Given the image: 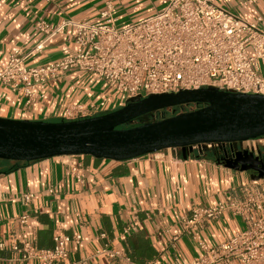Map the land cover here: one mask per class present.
<instances>
[{"label": "crops", "instance_id": "obj_1", "mask_svg": "<svg viewBox=\"0 0 264 264\" xmlns=\"http://www.w3.org/2000/svg\"><path fill=\"white\" fill-rule=\"evenodd\" d=\"M107 1L113 2L118 21L131 18L128 24L165 5L163 0H0V69L13 49L18 47L27 54L43 42L45 35L37 22L59 25L69 18L97 21ZM217 1L249 21L264 16V0L253 5H245L244 0ZM73 31L68 27L46 41L26 63L44 65L73 54L76 45L69 39ZM92 83L87 73L70 71L62 80L40 85L38 91H44L46 97L29 106L20 93L0 84V116L61 121L67 103L87 104L103 97L104 92L95 97ZM244 146L254 154L261 150L252 142ZM221 153L222 148L200 146L168 148L124 161L92 155H62L30 162L0 159V242L7 244L0 250V264H39L36 260L12 261L11 242L27 238L50 248L58 234L82 236L80 241L68 243L66 264H127L120 257L103 253V249L123 251L138 264L151 259L172 264L175 257L192 260L200 250L179 222L183 211L228 202L241 196L240 187L255 178L253 171L222 165ZM78 161L83 164L81 181L67 174ZM258 183L264 188V179ZM25 192L35 194L30 203L22 199ZM24 211L30 217L22 228L18 216ZM245 227L242 217L225 212L207 221L200 232L213 246ZM174 235H179L175 249L170 246Z\"/></svg>", "mask_w": 264, "mask_h": 264}, {"label": "built area", "instance_id": "obj_2", "mask_svg": "<svg viewBox=\"0 0 264 264\" xmlns=\"http://www.w3.org/2000/svg\"><path fill=\"white\" fill-rule=\"evenodd\" d=\"M164 7L139 21L117 27L112 1L100 13L97 21L88 18L63 20L59 25L37 22L45 38L31 52L23 54L20 48L11 51L7 63L0 69V84L20 93L27 106L42 101L40 85L62 80L70 71H81L104 81L110 93L104 90L100 100L85 103H67L64 121L95 117L113 111L112 95L116 92L130 98H144L153 94L177 93L181 90L209 86L221 90L264 94V16L246 20L217 0H163ZM258 0H244L245 5ZM74 29L69 39L76 50L73 54L53 62L31 66L27 58L43 44L65 31ZM115 110V109H114ZM247 142L264 147V136ZM221 147V144H197L193 147ZM158 152V151H157ZM154 152V153H157ZM76 156V155H74ZM81 161L67 174L82 180ZM260 178H253L240 187L241 196L213 206H195L190 213L183 211L179 222L184 232L197 244L200 254L190 261L175 257L172 264H264V188ZM54 188L49 192L54 193ZM33 192H25L22 199L30 203ZM225 212L240 216L246 223L244 230L227 237L217 245H209L201 235L205 223L221 217ZM30 214L18 216L22 228ZM104 236V235H103ZM81 235L54 236V245L40 247L30 239H13L10 249L12 261L36 260L39 264H66L70 251L68 243L80 241ZM179 235H174L170 246L175 249ZM7 248L0 242V250ZM110 257H120L127 264H138L123 251L103 249ZM0 258L1 255H0ZM145 264H160L151 259Z\"/></svg>", "mask_w": 264, "mask_h": 264}, {"label": "water", "instance_id": "obj_3", "mask_svg": "<svg viewBox=\"0 0 264 264\" xmlns=\"http://www.w3.org/2000/svg\"><path fill=\"white\" fill-rule=\"evenodd\" d=\"M190 104L197 107L127 126L157 111ZM261 136L264 94L209 86L130 98L120 108L81 120L48 122L0 116V159L30 162L62 155H92L124 161L168 148L230 143L237 151L230 155L221 147L219 162L253 171L255 178L264 179L263 160L254 153H249L251 162L242 163L239 158L247 141Z\"/></svg>", "mask_w": 264, "mask_h": 264}, {"label": "rangeland", "instance_id": "obj_4", "mask_svg": "<svg viewBox=\"0 0 264 264\" xmlns=\"http://www.w3.org/2000/svg\"><path fill=\"white\" fill-rule=\"evenodd\" d=\"M128 18H130V17H128ZM130 21H131V18L130 19H126V18L124 19V18H122L120 21L117 22V27L118 28H122V27L126 26ZM91 78L94 81V83H92L91 85H92V88L95 90V97L100 92H104V90H107L110 93L112 92V90H110L109 88L106 87V85H105V83H104L103 80L98 79L95 76H91ZM111 97H112V101L114 103L113 104L114 107H113L112 110L117 109V108H120V106H122L121 103H125V101L127 99V96L124 93H121V92H116ZM97 100H100V98L97 99ZM48 122H53V121H48ZM140 122H143V121H140ZM260 148H263V147L260 146Z\"/></svg>", "mask_w": 264, "mask_h": 264}, {"label": "flooded vegetation", "instance_id": "obj_5", "mask_svg": "<svg viewBox=\"0 0 264 264\" xmlns=\"http://www.w3.org/2000/svg\"><path fill=\"white\" fill-rule=\"evenodd\" d=\"M188 106L191 107L190 105L173 107V108L169 109L168 112L174 114V113H177V112H181V111H184V110H188L189 109ZM193 106L195 108L197 107V105H193ZM137 120H140V118L137 119ZM221 147L223 148L224 152L225 151H228L230 153V155H231V151H233V150L234 151H237V149H236V147H235L234 144L226 143V144L222 145ZM221 147H214V149H219ZM260 149L261 150L259 151V153L258 154H254V155L256 157H259L260 160H263L264 161V147L263 148H260ZM245 150L246 149L243 150L244 153L242 155H240L239 158H240V160L243 161L242 163L251 162L252 161V158L249 156V153H253V152L248 151V153H247V152H245ZM238 151H240V148H239ZM222 154H223V151H222L221 155Z\"/></svg>", "mask_w": 264, "mask_h": 264}, {"label": "trees", "instance_id": "obj_6", "mask_svg": "<svg viewBox=\"0 0 264 264\" xmlns=\"http://www.w3.org/2000/svg\"><path fill=\"white\" fill-rule=\"evenodd\" d=\"M89 76H91V75H89ZM193 105H195V104H190L191 107L188 106L189 107L188 110L195 109V107ZM168 110L169 109H164V110L157 111L154 114L153 113L152 114H149L147 116H144V117L140 118V120H135L134 122L128 124L127 126H134V125L140 124L141 123L140 121H143L144 122V120L145 121H148V120H150V121L151 120H157V119L164 118L166 116L172 115V113H169Z\"/></svg>", "mask_w": 264, "mask_h": 264}]
</instances>
